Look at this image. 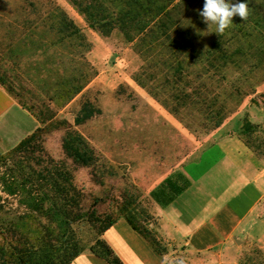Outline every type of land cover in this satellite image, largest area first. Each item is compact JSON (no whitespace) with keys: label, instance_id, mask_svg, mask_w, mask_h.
I'll return each mask as SVG.
<instances>
[{"label":"rangeland","instance_id":"1","mask_svg":"<svg viewBox=\"0 0 264 264\" xmlns=\"http://www.w3.org/2000/svg\"><path fill=\"white\" fill-rule=\"evenodd\" d=\"M32 1L0 0V55L10 51L8 62L0 56V70L17 87H26L19 78L28 68L26 55L15 56L22 39L18 30L24 21V7ZM50 2L64 10L91 45L86 60L96 76L68 104L55 109L53 123L39 132L33 143L4 154L6 159L0 162V264H25L19 255L9 259L14 248H33L35 256L26 264H38L49 252L53 254L49 264H62L67 247L76 245L80 254L90 253L102 239L103 226L120 218L127 219L167 261L190 264L192 256L183 242L166 232L161 209L185 184L184 167L198 162L223 138H237L250 151L252 165L264 169V71L250 80L252 87H245L248 94L235 107L230 105L231 112L213 127L205 104L209 89L204 86L203 66L185 61L190 66L185 70V87L177 85L176 77L166 83L165 72L147 64L144 55L117 29L100 34L89 28L69 0ZM191 26L193 50L203 52L213 25L207 26L197 12ZM229 74L227 80L240 73L234 68ZM215 79L225 85L219 76ZM24 83H28L26 79ZM177 88L184 91L183 99L190 98L181 100ZM223 96L220 93L216 100V115ZM85 104L99 113L78 124L77 118L86 114ZM245 120L254 126L248 133L242 132ZM62 121L94 150L93 166H75L65 156V126L57 123ZM47 171L58 178L59 189L53 188L51 179H45ZM43 192L55 199L58 206L54 211L60 210L61 215L53 216L47 206L41 211L28 207L29 194L40 198ZM261 203L264 216V197ZM241 264H264L263 249L250 245L242 250Z\"/></svg>","mask_w":264,"mask_h":264},{"label":"trees","instance_id":"2","mask_svg":"<svg viewBox=\"0 0 264 264\" xmlns=\"http://www.w3.org/2000/svg\"><path fill=\"white\" fill-rule=\"evenodd\" d=\"M69 2L92 30L108 34L117 29L127 43L134 44L135 50L144 55L147 64L152 68H159L161 73L165 72L166 83L176 77L177 85L185 87L182 84L188 77L185 70L190 67L185 61L203 66L204 86L207 85L209 89H206L205 104L213 127H218L231 112L230 105L235 107L241 98L248 94L245 87L251 85L250 80L264 71V0H247L249 10L247 20L243 21L239 16H233L232 24L223 33H215L213 25L210 43L203 52L193 50L191 22L197 10L202 9L204 0H69ZM24 9V21L22 27L20 26L21 30H18L20 35L22 34V39L14 56L19 59L26 55L28 68L19 73L22 82L20 83L26 87L23 85L17 87L6 72L1 70L0 86L35 118L39 126L8 152V155L33 143L38 137L37 134L45 131L53 123L55 109L68 104L96 76L95 69L86 60L91 45L64 10L50 0L26 2ZM13 23L17 24L16 21ZM185 30L188 32H184ZM187 49L190 53H186ZM9 53V49L4 54L1 53L4 63L10 59ZM234 68L240 73L239 76L227 80ZM218 76L225 85L217 82L215 78ZM24 79L29 84L24 83ZM220 93L225 95L223 96L225 99L221 102L216 115L213 109L216 100H220ZM184 94L181 90L178 97H182L181 100L190 98L183 99L186 97ZM84 113L86 114L83 118H77L78 124L92 117L94 113H99V110L85 104ZM57 123L66 125L64 121ZM253 127L245 120L242 132L248 133ZM246 145L250 146V142L246 141ZM62 148L65 156L71 159L75 166L83 168L93 166L96 159L94 150L79 133L68 126H65ZM5 159L6 156L0 154V162ZM46 173L45 179H51L54 182L53 188L59 189L58 178L50 171ZM47 182L51 184L49 180ZM29 196L28 207L31 210L41 211L47 206V211L53 216L62 214L60 210L54 211L58 203L50 193L43 192L40 198L33 194ZM59 218L63 224V217ZM125 221L132 229L138 231L127 219ZM114 222L103 226L101 233ZM95 246L91 248L90 253L105 259L108 264H122L104 240L98 239ZM16 250L14 248V252L9 253V259L19 255L21 262L26 264L34 258L33 255L35 256L33 248ZM78 255L80 253L76 245L67 247L62 264H68ZM52 256L53 254L49 252L37 263L49 264Z\"/></svg>","mask_w":264,"mask_h":264},{"label":"crops","instance_id":"3","mask_svg":"<svg viewBox=\"0 0 264 264\" xmlns=\"http://www.w3.org/2000/svg\"><path fill=\"white\" fill-rule=\"evenodd\" d=\"M39 124L0 86V154L30 136ZM250 151L235 137L223 138L198 162L181 171L185 184L161 209L168 235L183 242L190 264H241L242 250L264 251V169L251 163ZM102 240L122 264H173L120 218L102 233ZM68 264H108L82 253Z\"/></svg>","mask_w":264,"mask_h":264},{"label":"clouds","instance_id":"4","mask_svg":"<svg viewBox=\"0 0 264 264\" xmlns=\"http://www.w3.org/2000/svg\"><path fill=\"white\" fill-rule=\"evenodd\" d=\"M197 11L207 26H215L217 34L230 27L233 16L245 21L249 15L247 0H204L202 10Z\"/></svg>","mask_w":264,"mask_h":264}]
</instances>
